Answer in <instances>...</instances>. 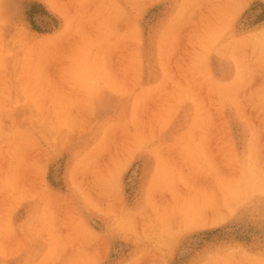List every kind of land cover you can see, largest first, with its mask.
<instances>
[{
  "label": "rangeland",
  "instance_id": "374dc122",
  "mask_svg": "<svg viewBox=\"0 0 264 264\" xmlns=\"http://www.w3.org/2000/svg\"><path fill=\"white\" fill-rule=\"evenodd\" d=\"M0 264H264V0H0Z\"/></svg>",
  "mask_w": 264,
  "mask_h": 264
},
{
  "label": "bare ground",
  "instance_id": "6f19581e",
  "mask_svg": "<svg viewBox=\"0 0 264 264\" xmlns=\"http://www.w3.org/2000/svg\"><path fill=\"white\" fill-rule=\"evenodd\" d=\"M177 189H179V188H177ZM183 189V188H182ZM187 189V188H186ZM188 189H190V188H188ZM192 189V188H191ZM180 191V190H179ZM194 192V191H193ZM173 193V195H175V196H178L177 195V193L176 192H172ZM179 193V192H178ZM185 193V192H184ZM192 193V192H191ZM189 194V193H188ZM208 194V193H207ZM206 195V194H205ZM171 196V195H170ZM162 197H164V196H162ZM195 196H193L192 194H189L187 197H185V196H183V197H181L180 199H177V201H179V200H181V203H182V205L183 204H185V203H187L188 202V205L190 206V204L192 205V203H193V200H192V198H194ZM200 197V196H199ZM206 197V196H205ZM196 198V197H195ZM189 199V200H188ZM191 199V200H190ZM199 199V200H198ZM205 199V198H204ZM162 200V199H161ZM164 201V200H163ZM176 201V200H175ZM197 201H201L200 200V198H197ZM188 205L186 206V208L184 209L183 208V210H189L188 212H190V208L188 207ZM194 206V205H193ZM191 207V206H190ZM197 207V206H196ZM167 208H169L170 210L169 211H172V208L169 206V207H167ZM195 208V207H194ZM180 209H181V206H180ZM192 209H193V207H192ZM177 210V209H176ZM184 211V212H185ZM192 211V210H191ZM161 212V211H160ZM179 212V211H178ZM181 212V211H180ZM183 212V211H182ZM181 212V213H182ZM192 213V212H191ZM171 214V213H170ZM184 214V213H183ZM188 214V213H187ZM168 215V214H167ZM178 215V214H177ZM179 215H181V214H179ZM178 215V216H179ZM166 216V215H165ZM164 217V216H163ZM173 217H174V215H173ZM184 219V218H183Z\"/></svg>",
  "mask_w": 264,
  "mask_h": 264
}]
</instances>
